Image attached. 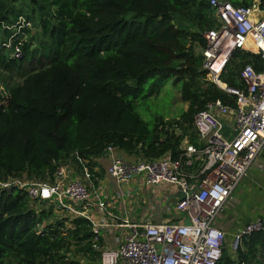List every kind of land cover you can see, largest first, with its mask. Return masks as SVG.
I'll use <instances>...</instances> for the list:
<instances>
[{
  "label": "trees",
  "instance_id": "16d2710c",
  "mask_svg": "<svg viewBox=\"0 0 264 264\" xmlns=\"http://www.w3.org/2000/svg\"><path fill=\"white\" fill-rule=\"evenodd\" d=\"M259 5L264 9V0ZM19 17L30 27L13 37L23 38L22 58L14 59L6 44ZM215 26L206 0H0V69L23 74L14 86L0 74V179L52 181L74 153L91 166L107 146L144 158L177 157L184 136L200 146L193 115L215 100L235 106L233 95L206 79L196 53L202 33ZM33 61L40 66L24 73ZM245 64L261 69L258 55L234 51L221 82L243 87L238 74ZM167 81L187 104L172 120L179 134L164 129L170 123L163 118L150 126L135 108L137 98ZM37 204L44 203L21 189L0 193V264L99 260L88 220L61 212L51 221L53 205L36 210ZM216 264H264V233L250 234L234 252L224 245Z\"/></svg>",
  "mask_w": 264,
  "mask_h": 264
},
{
  "label": "built area",
  "instance_id": "2783aa9c",
  "mask_svg": "<svg viewBox=\"0 0 264 264\" xmlns=\"http://www.w3.org/2000/svg\"><path fill=\"white\" fill-rule=\"evenodd\" d=\"M206 1L216 26L202 33V69L213 84L235 97V106L215 100L193 115L192 125L200 146L185 140L175 158L167 152L162 157H137L133 161L107 146L100 157L107 160L105 173L113 181L110 196L97 191L93 166L76 153L58 165L52 181L25 175L0 179V193L21 189L31 201L53 205L59 212L88 220L93 235L91 248L99 253V264H216L221 258L225 242L219 223L222 210L264 150V9L259 0L249 6L226 0ZM26 27L30 23L19 17L16 31L6 44L12 47L14 59L22 58L23 38L16 41L18 38L13 37L23 35ZM236 50L258 55L261 60L258 71L251 64L241 67V88L227 86L220 80ZM167 128L180 133L175 123H165L164 129ZM135 179L151 192L161 184L177 186L175 209L185 214L186 221L129 219L124 198L130 196V190L124 186ZM152 201L147 198V205L152 206ZM91 207L104 215L100 221L92 219ZM101 229H106L107 237H113L115 247L102 243L105 235ZM122 229L127 232L118 235ZM255 232L264 233V214L237 229L230 251H236L243 239Z\"/></svg>",
  "mask_w": 264,
  "mask_h": 264
},
{
  "label": "crops",
  "instance_id": "0c3cea01",
  "mask_svg": "<svg viewBox=\"0 0 264 264\" xmlns=\"http://www.w3.org/2000/svg\"><path fill=\"white\" fill-rule=\"evenodd\" d=\"M226 121V118H223ZM187 140V136H184L181 140V145ZM118 154L125 158V154L118 151ZM131 157L127 160L133 159ZM94 175L97 178L95 185L97 191L101 194L110 196L113 181L106 175V166L108 164L107 160L104 158H95L91 160ZM135 182V183H134ZM171 185V184H169ZM130 191H135L137 196L141 198V204L146 205L141 213L133 214L131 209H128L126 214L129 219L133 221H143L150 219L155 222V218L158 217L157 221L169 220L177 221L184 219L183 213H178L175 209V203L179 198L178 188L175 185L171 186H155L150 189H145L143 185L138 180H132L128 185ZM147 195L151 196L148 197ZM147 198L153 199L152 206L153 209L147 206ZM93 207L90 208V210ZM107 210H111L109 207ZM114 211V210H113ZM61 213V212H60ZM157 213L158 216L153 214ZM264 214V150L256 157L252 165L248 168L247 173L234 190L231 192L230 201L224 206L219 223L221 224L225 232V246L228 247L227 243L233 237L234 233L243 226L245 223L254 220ZM156 215V214H155ZM101 212L96 209H92V219L94 221H100L102 219ZM107 217V216H106ZM185 220V219H184ZM186 221V220H185ZM106 229H101L102 236L105 235ZM127 231L125 229L120 230L118 235H125ZM102 243H107L110 247H115V242L112 236L101 237ZM229 249V248H227ZM99 264V260L96 261Z\"/></svg>",
  "mask_w": 264,
  "mask_h": 264
},
{
  "label": "rangeland",
  "instance_id": "374dc122",
  "mask_svg": "<svg viewBox=\"0 0 264 264\" xmlns=\"http://www.w3.org/2000/svg\"><path fill=\"white\" fill-rule=\"evenodd\" d=\"M257 2V0H252V3ZM196 48V53L199 52L198 47ZM40 65L38 63L32 62L31 65H25V69H23L24 73L28 70L38 68ZM26 70V71H25ZM0 74L3 76L4 80L8 83L9 86H14L21 83L23 74L19 73L16 70H2L0 69ZM209 77L206 75V79ZM5 95V92H3ZM135 108L140 117L147 122L150 126L155 119H164L165 121L172 123V120L177 119L180 113L187 108V104L183 102L180 98L179 87L172 86L171 81H167L163 86L156 92L151 93L149 95H142L135 100ZM133 157L132 155H125V158L129 159ZM140 158L141 156H136L131 161L135 160L136 158ZM48 179V178H47ZM135 183V182H134ZM130 184V183H129ZM128 184V185H129ZM126 185L124 189H130V187ZM161 186H171L169 184H161ZM140 196H137L135 191H130V196L124 198V204L127 206L128 209H131L132 213H141L144 209H146V205L141 204ZM120 205H121V201ZM153 209V206L147 205ZM44 208L45 210L48 208V204H39L36 205V210H41ZM56 207H53V212L55 215L51 216L55 219L56 217H62L61 213L56 210ZM156 214V215H155ZM153 214L155 217L158 216L157 213ZM67 215V214H65ZM64 216V215H63ZM158 219L155 218V220ZM232 237L227 243L228 247H230ZM226 242V240H225ZM225 245V243H224ZM77 257V256H76ZM83 264H97V260L90 261L82 256L77 257Z\"/></svg>",
  "mask_w": 264,
  "mask_h": 264
}]
</instances>
